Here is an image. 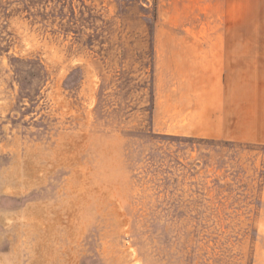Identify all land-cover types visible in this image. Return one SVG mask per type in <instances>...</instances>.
I'll list each match as a JSON object with an SVG mask.
<instances>
[{
    "label": "rangeland",
    "instance_id": "obj_1",
    "mask_svg": "<svg viewBox=\"0 0 264 264\" xmlns=\"http://www.w3.org/2000/svg\"><path fill=\"white\" fill-rule=\"evenodd\" d=\"M184 38L264 6L0 0V264H264V143L222 137Z\"/></svg>",
    "mask_w": 264,
    "mask_h": 264
},
{
    "label": "crops",
    "instance_id": "obj_2",
    "mask_svg": "<svg viewBox=\"0 0 264 264\" xmlns=\"http://www.w3.org/2000/svg\"><path fill=\"white\" fill-rule=\"evenodd\" d=\"M257 4L264 6V0H249V7ZM178 42L172 44V52L182 59H196L199 70L222 80L207 89L218 94L217 105L203 110L216 117L222 137L264 143V38H184Z\"/></svg>",
    "mask_w": 264,
    "mask_h": 264
}]
</instances>
